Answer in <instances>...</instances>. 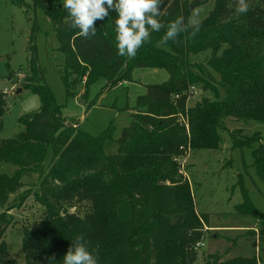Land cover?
I'll use <instances>...</instances> for the list:
<instances>
[{
	"label": "trees",
	"instance_id": "obj_1",
	"mask_svg": "<svg viewBox=\"0 0 264 264\" xmlns=\"http://www.w3.org/2000/svg\"><path fill=\"white\" fill-rule=\"evenodd\" d=\"M51 1L31 0V6L41 8L53 24L67 97L80 88L85 96L99 78L108 86L130 80L135 67L163 68L168 77L146 85L130 122L114 139L116 151L105 153L112 129L90 135L67 123L31 48L22 87L38 95L40 106L19 118L22 130L0 140V162L16 167L11 175L0 172V264H63L78 235L88 242L98 264H197L198 253L204 264H259L255 256L222 259L197 250L206 219L195 211L189 182L178 173V159L193 149L219 148L228 119L264 122V0H246L248 11L240 15L235 12L237 0H214L195 35L188 22L190 7L207 0H162L157 19L163 26L159 32L150 30L133 58L117 53L114 11L95 21V35L83 37L71 26L63 1ZM177 18L183 19L185 31L161 43L168 23ZM206 51L205 63L189 60ZM210 69L218 75L223 96L213 92L214 99L202 96L189 104L191 86L200 84L205 90L215 83ZM228 134L232 148H252V166L264 183V135L246 136L239 129ZM27 172L36 173L38 180L23 196L32 195L44 215L30 228L23 227L24 260L19 262L8 254L4 236L11 224L10 196L23 187L20 177ZM241 192L243 201L236 210L264 219L246 191ZM72 201H85L87 208L82 214L70 210Z\"/></svg>",
	"mask_w": 264,
	"mask_h": 264
},
{
	"label": "rangeland",
	"instance_id": "obj_2",
	"mask_svg": "<svg viewBox=\"0 0 264 264\" xmlns=\"http://www.w3.org/2000/svg\"><path fill=\"white\" fill-rule=\"evenodd\" d=\"M20 1L0 0V93L4 92L5 98L4 112L0 116V140L12 138L22 130L19 118L33 113L40 106L38 95L22 87L29 74L28 63L32 55L31 48H34L36 64L54 100L62 105V115L66 122L80 126L90 135L112 129L113 139L106 140L104 152L114 153L117 148L114 139L130 122L137 96L145 92L147 84L165 81L167 71L163 68L135 67L130 80L108 86L104 78H99L90 85L85 96L80 88L77 95L67 97L59 72L63 65V55L58 49L59 42L53 24L41 8H32L31 0ZM213 5L214 0H207L191 7L188 22L191 24L193 20L203 19ZM208 54L209 51L191 55L189 60L205 63ZM211 72L215 83L209 82L211 86L205 90L200 84H195L189 96V104L202 96L212 100L216 97L213 92L219 97L223 96L224 92L217 84L218 75ZM225 128L220 132L219 148L193 149L178 159V173L189 182L195 211L202 219H206L199 241L201 245L197 250L204 256L220 254L222 259L255 256L259 264H264V219L236 210V206L243 201L241 191L244 189L256 211L264 214V183L252 166V148H232L228 134L229 130L239 129L246 136L254 132L264 135V122L228 119ZM49 155L50 152L45 165ZM15 168L11 163L0 162L1 173L11 175ZM20 179L23 187L11 194L9 199L10 204L13 203L9 210L11 224L6 229L4 239L8 254L23 262L22 229L30 228L38 222L44 210L32 195L23 196V191L31 183H37V174L27 172ZM21 196L25 199H21ZM85 208V201H72L69 207L79 214ZM2 209L3 206H0V211ZM198 258L197 264H204L201 255Z\"/></svg>",
	"mask_w": 264,
	"mask_h": 264
},
{
	"label": "clouds",
	"instance_id": "obj_3",
	"mask_svg": "<svg viewBox=\"0 0 264 264\" xmlns=\"http://www.w3.org/2000/svg\"><path fill=\"white\" fill-rule=\"evenodd\" d=\"M162 0H63V8L72 18V27L78 28L83 37L95 35L94 23L104 20L110 11L116 13L115 42L119 56L133 58L143 42L149 39L150 30L159 32L162 24L157 19ZM248 11L246 0H237V15ZM192 35L200 30V22H191ZM185 31L184 21L177 18L166 27L161 43L173 40ZM63 264H98L83 236H77L63 255Z\"/></svg>",
	"mask_w": 264,
	"mask_h": 264
},
{
	"label": "built area",
	"instance_id": "obj_4",
	"mask_svg": "<svg viewBox=\"0 0 264 264\" xmlns=\"http://www.w3.org/2000/svg\"><path fill=\"white\" fill-rule=\"evenodd\" d=\"M192 88H193V86L190 87V89H192ZM199 245H201V244L197 243V244H195V247H198Z\"/></svg>",
	"mask_w": 264,
	"mask_h": 264
},
{
	"label": "water",
	"instance_id": "obj_5",
	"mask_svg": "<svg viewBox=\"0 0 264 264\" xmlns=\"http://www.w3.org/2000/svg\"><path fill=\"white\" fill-rule=\"evenodd\" d=\"M191 8V7H190ZM198 257L200 256V253H198V255H197Z\"/></svg>",
	"mask_w": 264,
	"mask_h": 264
}]
</instances>
